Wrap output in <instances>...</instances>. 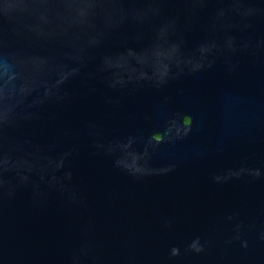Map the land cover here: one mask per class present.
I'll list each match as a JSON object with an SVG mask.
<instances>
[{
  "label": "water",
  "instance_id": "water-1",
  "mask_svg": "<svg viewBox=\"0 0 264 264\" xmlns=\"http://www.w3.org/2000/svg\"><path fill=\"white\" fill-rule=\"evenodd\" d=\"M0 264H264V0H0Z\"/></svg>",
  "mask_w": 264,
  "mask_h": 264
},
{
  "label": "flooded vegetation",
  "instance_id": "flooded-vegetation-1",
  "mask_svg": "<svg viewBox=\"0 0 264 264\" xmlns=\"http://www.w3.org/2000/svg\"><path fill=\"white\" fill-rule=\"evenodd\" d=\"M184 122L186 123V122H188V120L186 118H184Z\"/></svg>",
  "mask_w": 264,
  "mask_h": 264
}]
</instances>
